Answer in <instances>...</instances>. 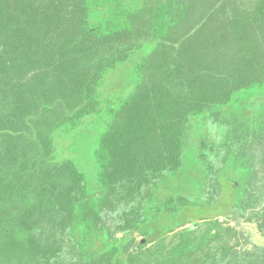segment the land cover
<instances>
[{
	"label": "trees",
	"instance_id": "1",
	"mask_svg": "<svg viewBox=\"0 0 264 264\" xmlns=\"http://www.w3.org/2000/svg\"><path fill=\"white\" fill-rule=\"evenodd\" d=\"M260 169L264 0H0V264H264Z\"/></svg>",
	"mask_w": 264,
	"mask_h": 264
},
{
	"label": "rangeland",
	"instance_id": "2",
	"mask_svg": "<svg viewBox=\"0 0 264 264\" xmlns=\"http://www.w3.org/2000/svg\"><path fill=\"white\" fill-rule=\"evenodd\" d=\"M258 166H262L261 164H257ZM259 178L264 176V169L259 170L258 172ZM261 205V204H260ZM115 215L111 214L109 216V222L114 223L115 221H112L114 219ZM224 218L221 217L220 220H223ZM227 221V220H224ZM225 224H230L238 227L239 230H242L245 232L246 237V242L245 244H240L237 246V249L239 252L243 253L246 249L249 251H261L264 252V231L261 230V226L259 225L258 222H251L247 221L241 216L238 217H231L229 222H224ZM263 228V227H262ZM143 236H137V240L143 239ZM172 239V234H169L166 238L167 241H170ZM234 243V241H233ZM151 245V244H149Z\"/></svg>",
	"mask_w": 264,
	"mask_h": 264
},
{
	"label": "water",
	"instance_id": "3",
	"mask_svg": "<svg viewBox=\"0 0 264 264\" xmlns=\"http://www.w3.org/2000/svg\"><path fill=\"white\" fill-rule=\"evenodd\" d=\"M121 235H122V233H119V236H121ZM145 241H146L145 238L141 239V243H144Z\"/></svg>",
	"mask_w": 264,
	"mask_h": 264
}]
</instances>
